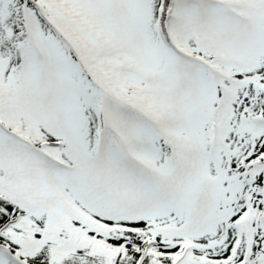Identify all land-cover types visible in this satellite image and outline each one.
Instances as JSON below:
<instances>
[{
    "label": "snow or ice",
    "instance_id": "6c2138e0",
    "mask_svg": "<svg viewBox=\"0 0 264 264\" xmlns=\"http://www.w3.org/2000/svg\"><path fill=\"white\" fill-rule=\"evenodd\" d=\"M0 264H264V0H0Z\"/></svg>",
    "mask_w": 264,
    "mask_h": 264
}]
</instances>
